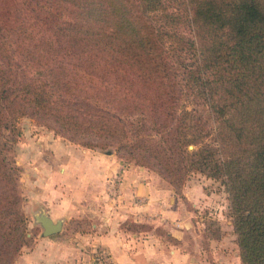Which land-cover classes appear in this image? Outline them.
<instances>
[{"label": "trees", "instance_id": "1", "mask_svg": "<svg viewBox=\"0 0 264 264\" xmlns=\"http://www.w3.org/2000/svg\"><path fill=\"white\" fill-rule=\"evenodd\" d=\"M19 115L113 138L174 187L220 179L242 264H264V0H0V135ZM26 238L0 149V264Z\"/></svg>", "mask_w": 264, "mask_h": 264}, {"label": "rangeland", "instance_id": "2", "mask_svg": "<svg viewBox=\"0 0 264 264\" xmlns=\"http://www.w3.org/2000/svg\"><path fill=\"white\" fill-rule=\"evenodd\" d=\"M180 103L189 105L183 96ZM62 144L65 147L70 145L74 151L81 152V155L75 156H79L77 161L82 160L83 164L87 163L83 153L85 151L112 152L113 161L118 162L108 175L106 186L102 184L108 195L106 201L83 196L82 211L88 208L87 211L77 216L54 217L64 222L62 233L63 230L68 234L77 231L88 235L94 217L93 214L91 216L90 210L105 206L106 203L111 205L114 219L119 220L117 226L132 236L130 249L136 250V238L142 237L154 242L153 244L155 239H158L159 244L163 243L169 249L184 252L186 259L179 260L176 264H242L230 215L228 192L220 179L192 171L179 181L178 187H174L158 174L152 162L137 163L136 158L120 149L119 142L113 138L83 135L70 139L58 132L50 118L29 115H19L14 121V126L4 129L0 135V149L18 170L21 208L26 216L27 229L26 243L9 264H28V249L43 236V227L35 220V213L28 205V183L32 180L39 183L42 178H46L42 181L46 188L51 189L53 184H61L62 181L56 178V175H60ZM188 147L192 148L193 145ZM82 169L85 170L84 167ZM51 172L52 175L49 176ZM134 172L143 173L156 184L158 181L163 182L162 191L156 187L167 196L162 206L153 204L146 196L135 195L129 188H124L126 173L133 175ZM164 206L178 207L179 211L182 209L179 213L180 219L165 214L162 209ZM35 211L37 212L38 208ZM115 211L120 216L123 215V218H116L118 216L115 217ZM191 220L194 226H191ZM184 222L189 227L185 226ZM61 231L54 235H60ZM134 233L135 235H132ZM92 252L96 264H124L115 259L110 249L101 243L93 246Z\"/></svg>", "mask_w": 264, "mask_h": 264}, {"label": "crops", "instance_id": "3", "mask_svg": "<svg viewBox=\"0 0 264 264\" xmlns=\"http://www.w3.org/2000/svg\"><path fill=\"white\" fill-rule=\"evenodd\" d=\"M63 145L61 146L62 156L60 155V175H56V178L62 181L61 184H53L51 189L46 188L42 182L46 178L37 182L38 185L36 180L28 183V205L35 213V220L42 227V216L56 221L58 220L54 219L56 215L77 216L81 212L87 211L88 208L82 211L81 199L83 196L91 197L97 201L101 199L103 202L106 201L108 195L102 184L106 186L108 175L118 163L113 161L112 152L93 151L89 153L85 151L83 153L86 155L87 163L83 164L82 160L77 161L79 156H75L76 154L81 155V152L74 151L70 145L66 147ZM83 167L85 170L82 169ZM51 175L52 172L49 176ZM145 176L138 172H134L133 175L126 173L124 188L126 187L127 190L129 188L130 192L135 195L146 196L153 204L162 206L167 197L161 192L163 182L158 181L156 184L153 179ZM162 178L161 180L164 179ZM160 184L161 186H159ZM156 208L159 207L156 206ZM109 209L111 210V205L105 203V206L101 205L99 208L97 206L90 210L91 216L93 214L94 217L93 220L91 219L92 224L88 235L77 231L74 234H68L63 230L62 233L64 222L61 220L60 235H54L56 233L43 235L28 249V264H96L92 251L93 246L99 243L110 249L113 257L124 264H176L177 261L186 259L184 252L169 249L163 243L159 244L158 239H155V244H153L154 242L142 237L136 238L138 242L136 250L130 249L132 241L130 237L132 236L117 226L119 220L114 219L113 211ZM162 209L170 217L179 218L181 216L179 213L182 209L179 211L178 207L164 206ZM122 216L116 212V218H123ZM185 226L189 227L186 223ZM191 226H194L192 220ZM179 245L182 246L181 243ZM221 257L225 256L221 255Z\"/></svg>", "mask_w": 264, "mask_h": 264}, {"label": "water", "instance_id": "4", "mask_svg": "<svg viewBox=\"0 0 264 264\" xmlns=\"http://www.w3.org/2000/svg\"><path fill=\"white\" fill-rule=\"evenodd\" d=\"M41 222L43 225L41 235H50V234L56 233L61 228V220L60 219H58L56 221H52L50 218H48L46 216H42Z\"/></svg>", "mask_w": 264, "mask_h": 264}]
</instances>
